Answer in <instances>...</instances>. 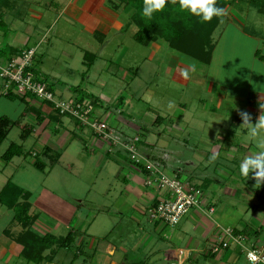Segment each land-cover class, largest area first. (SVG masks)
Instances as JSON below:
<instances>
[{
    "label": "rangeland",
    "instance_id": "obj_1",
    "mask_svg": "<svg viewBox=\"0 0 264 264\" xmlns=\"http://www.w3.org/2000/svg\"><path fill=\"white\" fill-rule=\"evenodd\" d=\"M36 3L37 2L33 3L32 0H0V17L3 19L0 24V50L1 52L4 51V53L0 55H3V57L0 58V65L6 66L11 60L10 57L14 50V48L10 46L12 42L13 44L15 43L14 45L16 48L20 47L22 49L21 51H23L30 46V37H33L32 41L35 36L37 39H41L52 25L53 28L50 32V38L53 40L50 45H47V43L43 44L34 64L36 65L40 78L52 85L51 87L57 89L54 91L57 94V98L63 99L64 101L77 99L79 93L73 92L72 89L78 86L80 89L87 87L102 99L103 108L101 107L99 111L105 112V118H109V122H117L118 126L114 127L112 124V127L115 129L118 127L117 133L119 135L125 133L128 135L126 137L134 138V136L138 134L140 135L138 136L140 139L157 144L162 134H164V132L167 133L166 136L169 135L167 145L162 140V143L160 142L158 146L159 148L169 149L175 154L174 156H176L177 160L175 162L171 161L169 165L172 168H177L182 165L181 167L186 169V174L184 175L186 177L187 171L192 173L194 180L191 178L192 176L187 177V180H189L190 182H188L193 186H201L199 181L203 178L212 179L211 188H209L207 192L210 197L209 199H215L216 204L218 203V206H216L218 207L217 210L219 211L221 205L224 208L223 210H229L231 208L233 209L232 213L234 216L229 217L227 221L235 223L237 220L239 223L238 219L241 217L242 220L240 224L237 225L238 227L239 225L242 227L245 223H248L254 226V230H262V236L259 241L263 245H258L264 246V223L262 224L263 228H260L261 226L257 223L258 220L256 218V215L264 217V186L256 189L255 179L242 176L239 168L242 159L253 156L260 151H264V148L261 147V145L264 144V135L254 138L250 136L249 133L243 134L242 131L245 128L241 127L242 123L240 126H237V124L234 123V117H232L235 112H237L235 115H240L241 112L246 111L252 116L253 123L257 121V116L253 115L248 110L254 103L250 102L245 97L248 90L264 91V63L261 62L263 60L256 56V53L253 54L255 43L252 44V41L246 42L247 39H243L244 37H242L244 34L239 31L235 32L233 27L228 26V22L225 20L223 25H219L213 35L216 47L213 52L211 64L205 65L196 61V69L189 73V85H185L180 82H175L172 79V74L169 75L168 71L172 59L174 62H178L182 58H186L183 57L186 55L173 50L167 42L162 40L164 47L155 60H152L149 58L151 54V45L146 47L128 36L122 38L124 44L129 45L127 57H125L121 66H113L110 72H107V60L112 59L108 58V56L114 54L112 55L113 60H117L115 57L119 54V50H115L114 48V50H110L109 55L105 57L102 55V58L99 57L100 53L98 51L94 57L89 55L90 57L88 56L85 60L80 55L77 48L70 43L75 37L81 36L80 31L82 30V25L76 23V25L69 24L68 26L65 21H61L54 25L55 16H49L46 21V23H48L47 25H40V34H38V32L35 31V29H38L35 28L38 21L30 10L37 12L43 10V8L40 4ZM132 3L133 2L128 0L129 6L125 7L126 14L129 15L128 22L126 16L122 19L127 23V29L131 27V24H129L130 16L134 13V5H132ZM242 7L245 8L236 10L239 13V15L236 13L239 24L236 22L235 24L238 26L241 24L243 29L241 31L245 34H253L258 37L262 36L264 33V16L260 15L256 9L250 8L247 5L245 6V4H243ZM132 24L138 30L136 24ZM63 31L64 33L62 34ZM15 34H17L16 38L18 40L13 41V36ZM27 34L29 37H27ZM55 36H58V38ZM23 37H27L25 44L20 42V39L24 41L22 40ZM110 39H112V37H110ZM259 48L261 49V56H264V43L261 42ZM14 56L16 55L12 57ZM95 57L97 58L95 60L96 62H93ZM225 59L227 60L224 63ZM187 60L192 59L188 58ZM229 61L232 63H228ZM83 62L85 64H83ZM92 63L95 64L91 66L89 70ZM223 64L225 65V69L222 68ZM180 68L182 69L183 66L180 65ZM130 73L132 75H137V73H139V76L130 81L128 80L132 79L129 77ZM83 78H85V80H82ZM60 81H62V83H60ZM211 82L222 84V86L226 88L222 90V94H226V99L222 98L218 110H210V107H215L213 106L214 104H212L215 97L214 93L209 91V88L212 86L210 85ZM1 83L2 80L0 78V84ZM99 84L103 85L105 89H101L98 86ZM59 85L65 87L64 90H59L57 88ZM147 89L151 92L150 95L153 103H151V99L148 100L145 94ZM121 92L124 97L133 99L132 104L129 102L130 105L123 108L121 106H114L121 96ZM21 97H24L27 103H24L21 99L9 101L6 97L0 95V117L9 116L12 120L14 119L19 122V124L12 128L3 144L0 145V155L5 153L12 143L24 146L23 149L25 151H38L40 149L39 143H44L46 139L54 140L56 137L52 132L51 126L47 130L48 134H43L41 139L37 134H34L33 137H29L25 141L21 139L22 125L19 119L24 112V107H28L35 100L42 103V101L34 95L28 97L27 95H21ZM180 104L184 107H181ZM179 108L186 111L183 118H180V112H177ZM32 112L37 114V110ZM53 112L55 113V111ZM33 113H26L25 121L22 120V122L28 123L29 121V123H31V118L34 117ZM55 115L58 114L55 113ZM158 117L161 118V120L159 119L158 121V123L162 122L161 124H156ZM128 121H133V123L142 121L146 124L149 131L142 129L137 131L127 124ZM174 126L182 127L183 130L181 133L175 130L172 131L171 127ZM83 127L86 128L87 130H85L89 133L91 132L90 128ZM56 140L57 139L54 141ZM54 141H52L53 144L55 143ZM243 142L249 144L253 142L254 146L251 147L250 151H247V148L244 150ZM232 143L236 145L235 151L229 153L227 151ZM213 144H216L217 147H221L222 152L220 155L212 152L213 149H210ZM81 145L82 144H80V146ZM53 147L55 148L56 145ZM74 153L73 151L71 154L74 155ZM100 153H103V151H100ZM121 154L124 155V160L127 163L133 162L129 153L125 150H123ZM226 154H228L231 159L225 157ZM54 155L55 154H53V156ZM73 155L69 158L65 157V161L66 159L75 161ZM213 156H215V159L212 158ZM85 158H89L90 160L91 156L87 155ZM95 158L97 160L96 156L91 159L93 163L95 162ZM110 159L109 157L106 159L104 164L107 169L101 168L102 173L96 180L100 168H96V166H94L95 163L91 164V168L84 170V173L81 174L76 172L73 174L72 172V175H70L69 171H66V167L64 168L61 163L56 166L49 176L47 173L50 171L51 162L48 158L40 156V160L48 165L45 173L36 169L32 164L34 159L29 157L18 171L14 169V166L7 168L4 174L0 171V184L4 183L8 175L15 173L16 176L13 179V184L19 188H25L30 192L32 191L33 196L37 197L42 188V183L49 178L48 181L50 184H48V187H51V189L59 194H63L65 198H68V196L72 194L70 191L75 192V194L82 191L81 199H84V202L87 203V207H89L88 211L92 216L95 213L101 212V210H99L101 207H96L98 203H100L101 206L107 204L114 213L116 204L118 203V201H116L118 197L112 194L111 196H106V187L109 188L110 185L108 182L101 183L103 180L102 178H106L104 176L109 170L108 164H111ZM112 162V165L115 166L116 162L113 160ZM4 165L5 163L0 158V170ZM171 171L167 172L170 176L173 175ZM230 175H232V177ZM64 178L68 179L66 185H64L62 180ZM84 180L90 183L87 189H93L92 186L94 184L92 183L94 182L95 184L99 182L98 185H103L104 187L97 185L88 195V190L83 191V189H81L84 184H87ZM67 185H69L68 188L71 189L70 191L64 190ZM111 189L117 191L116 185ZM116 195L118 196V194ZM73 197H76V195ZM69 200H73V198L70 196ZM90 201L96 202V204L90 203ZM114 204L115 206H112ZM252 205H256L259 208L257 214L255 210L251 208ZM112 207H115V209ZM2 209V213L0 214V232L2 229H5L4 227H6V229L9 227V229L13 230L14 226H16V221L14 222L15 224H12L13 212L8 211L5 207H2ZM247 210L249 211L247 212ZM101 213L103 216H108V213ZM98 215L102 217L101 214H97V216ZM146 219L148 220L149 218L146 217ZM83 220L88 221L87 216H84ZM100 223L101 222L96 225L95 229L98 227L102 228ZM131 223L130 228L135 227L134 223ZM235 224L227 228L232 227L234 229L236 226ZM61 234L66 237L69 232L62 229ZM256 238L255 235L251 236L249 242L254 243L252 241H256ZM74 248L75 247L70 250L71 255L69 254V257L71 258L75 255L76 250ZM63 253L66 254V252ZM216 262L217 260L213 258H209L207 262L205 259L200 258L198 263L193 264H220ZM246 262V258L243 256V258L236 263L226 260L221 263L247 264ZM56 263H63L62 257H58Z\"/></svg>",
    "mask_w": 264,
    "mask_h": 264
},
{
    "label": "crops",
    "instance_id": "obj_2",
    "mask_svg": "<svg viewBox=\"0 0 264 264\" xmlns=\"http://www.w3.org/2000/svg\"><path fill=\"white\" fill-rule=\"evenodd\" d=\"M32 1L33 3L37 2L36 4H40L43 8V10L37 12L30 10L32 15L37 18L38 24L35 28L38 29H35V31H37L38 34H40V25L48 24L46 21L49 16H55V20L53 22L54 25L60 23L61 21H65L66 25L68 26L69 24L76 25V23H80L82 25V30L80 31L81 36L75 37V39L70 41V43L77 48L80 55L85 60L89 55L94 57L98 51L100 53V58H102V55L105 57L110 54V50H114L115 48V50H119V54L117 57H115L117 58L115 61L113 60L112 56L114 54H110L108 56V58L112 59L107 60V72H110L111 67L121 66V63L124 62L125 57L128 55L127 51L129 45L124 44L122 38L130 36L131 39L135 40L134 35L137 32V29L130 21L129 24H131V27L134 28L129 27L127 29V23L122 20L124 16L127 17V22L129 20V15L126 14L125 9L126 4L123 0ZM236 10H241L238 2L225 10V15L222 16L220 26H222L226 20L228 22V26L233 27L235 32L239 31L243 33L244 36L242 37H244L243 39H247L246 42L252 41V44L255 43V50L253 52L254 54L257 50H261L259 46L261 42L264 43V33L262 36L258 37L253 34H245L242 32V25L240 24L239 27L235 24V22L239 24V20L236 16V13L238 15L239 13ZM52 28L53 26L51 25L41 39H37L35 36L32 41L33 37H30V46L35 47L37 51L35 59L38 57V52L43 44H51L53 40L50 38V32L52 31ZM63 33L64 31L62 34ZM16 35L17 34L14 36L12 35L13 41L18 40ZM27 37H29L28 34ZM27 37L22 38L24 41H21L20 39V42L25 44ZM55 37L58 38V36ZM110 37H112V39H110ZM14 44L12 42L10 46L14 49H17L20 53L22 49L20 47L16 48ZM163 47L164 43L162 40H157L155 43L151 44V54L149 58L155 60ZM183 57H186L187 59L191 58L189 56ZM186 58H182L178 62H174L172 59V63L169 64L170 69L168 74H172V79L175 82L189 85V73L196 69V60L193 58H191L192 60H187ZM96 59L97 58L95 57L93 62H96ZM226 60L227 59L224 60V63ZM261 62L264 63V60ZM228 63L232 62L229 61ZM83 64L85 63L83 62ZM94 64L95 63H92L91 66H94ZM180 65L183 66L182 69L180 68ZM91 66L89 70L91 69ZM224 66L225 65L223 64L222 68H224ZM129 75V77L132 79L128 80L131 81L133 78L139 76V73H137V75H132L130 73ZM82 80H85V78ZM60 83H62V81H60ZM210 85L212 86L209 88V91L214 93L215 96L212 103L215 107H210V110H218L222 98L226 99V94H222V90L226 88H224L222 84H216L213 82H211ZM98 86L101 89H105L103 85L99 84ZM57 88L59 90H64L65 87L59 85ZM53 90L56 91L57 89L54 88ZM81 90L82 91L79 92V95L80 93L88 94L90 99L96 101L97 114L102 120L108 123L111 134L115 139L119 140V142H123L127 138H131L126 137L128 135L125 133L119 135L117 133L118 127L117 129L114 128L118 126L117 122H109V118H105V112L103 113L99 111L101 107L103 108V103L102 99L98 97L94 91L87 87L82 88ZM146 91L148 92L145 93L148 100L151 99L150 101L153 103L150 90L147 89ZM245 97L247 100L254 103L255 106H250L248 110L253 115L257 116L256 120H258L262 113L259 104L260 102H264V91L248 90ZM8 100L12 101L10 99ZM132 100L133 99L129 97H124L121 92V96L116 101L114 106H121L123 108L129 106V102L132 104ZM180 106L182 107L183 105L180 104ZM32 107L34 110H37L38 114L41 113L40 119L37 118V114L32 112L34 111ZM51 110V107L48 105L35 100L28 107H24V112L21 114L19 120H21L20 124L22 126L28 124L34 127V131L30 137H33L34 134H37L40 139L42 138L43 134H48L47 130L52 126V132L56 135L54 140L57 139L58 142L57 140L54 141L46 139L44 143H39L40 149L38 151L24 150L26 153L25 156L16 157L11 163L5 164L0 170L1 173L4 174L6 169L10 166H14V169L18 171L29 157L34 159L32 163L34 165L36 158L35 155L41 156L46 148H49L51 149V153L44 157L49 159L50 155H59V159L54 163H52V161L49 159L51 162V168H49L50 171L47 173L49 176L56 166L61 163L64 168L66 167V171H69L70 175H72V172L73 174L76 172L82 174L84 173V170L91 168V164L93 163L91 159L96 156L97 160L95 158V164H93L96 166V168H100V171H98L96 176L97 180V178H99L102 173L101 168H106L104 163L109 157L111 158V164H108L109 170L105 176L103 175L106 178H102L103 180L101 183L108 182L110 185L109 188L106 187V196H111L112 194L118 197L116 200L118 201L116 204V210L113 213L111 207L109 208L107 204L101 206L100 203H98L96 207H101L99 210H101V212L108 213V216H103L101 212L95 213L96 215L93 214L92 216L88 211L89 207H87V203L84 202V199H81L82 191L75 194V192L70 191L71 189H69V185H67L64 190L70 191L72 193L70 196L73 198V200H69L70 196L65 198L63 194H59L55 190L51 189V187H48V184H50L48 181L49 178L42 183V188L37 197L33 196L32 191L30 192L25 188H22L31 194L29 201L31 203V208L29 214L35 217L34 224L30 228L31 231L42 236L50 234L55 236L57 239H64L67 237L62 236L63 234H61L62 229H64V231H68L69 234L73 235V243L69 248H62L58 250L51 248L43 251L42 256L44 259L38 261V263H36L37 259L31 262L28 261L22 255L23 246L17 241L23 229L20 224L17 222L16 224L14 223L15 211L0 204V214L2 213L1 210H3L2 207L7 208L8 211H12V224L16 225L14 226L13 230L9 229V227L7 229L4 227L5 229H2L0 232V264H193L198 263L200 258L205 259L206 262L209 258H213L216 259L220 264H224L221 262L226 260L236 263L239 262L241 258H243L244 254L242 252L241 246L236 243L231 244L229 248L222 251L221 253H212V248L218 244L219 237L224 234L223 230L227 229V227L231 226L232 224H235L237 220L235 223L227 221L229 217L234 216L232 213L233 209L230 208L229 210H223L224 208L221 205L219 211L217 210L218 207L216 206H218V203L216 204L215 199L210 200L207 192V190L211 188V185L206 190V195L203 199L202 205L191 210L177 226L170 227L164 222L153 221L149 218L148 210L156 202V199L160 195V191L156 188V186L149 187L146 185L148 174L143 173L132 163H127L124 160V155L121 154L123 153L124 149L121 147L120 143L117 145L113 144L112 142H104L98 136L86 131L87 129L75 120L63 117L58 118ZM30 112L34 115V117L31 118V123H29V121L28 123H23L22 120L25 121L26 113ZM177 112H180L179 116H181L180 118H183L186 111L179 108ZM235 113L232 116L234 117V123H236L237 126H240L243 121L241 116L238 114L235 115ZM7 117L12 120L11 117ZM13 121L17 120L13 119ZM161 123L157 122L156 124ZM112 124L114 127H112ZM127 124L137 131L141 129L149 131L148 127H146V124L142 121H138V123L128 121ZM171 128L172 131L175 130L178 133H181L183 130V128L180 126H174ZM242 133L248 134V131L244 129ZM166 134L167 133L165 132L162 134V137L161 139L159 138L157 144L149 143L148 141L141 139L140 145L138 146V152L141 156L159 163L162 166L163 172L167 173L168 171L172 170V176H177L178 178L189 183L190 181L187 180V177L192 176L193 174L187 171V177L184 176L186 174V169L181 167L182 165L180 163L178 164L181 166L172 168L169 163L171 161L175 162L177 160L176 156H174L175 154H173V152L169 149L159 148L158 146L160 142L162 143V140L167 145L169 135L166 136ZM136 136L138 137L140 135L137 134L134 137ZM52 141L55 143L53 144ZM80 144L82 145L80 146ZM243 144V148H245L244 150L247 148V151H250L251 147L254 146L253 142L252 144L243 142ZM54 145H56L55 148L53 147ZM235 146L236 145L232 143L227 152L231 153L232 151H235ZM210 149H213L212 152L217 153L218 155H220L222 152L221 147H217L216 144H213ZM73 151L75 152L74 155L71 154ZM100 151H103L104 154L100 153ZM3 154L0 155V158ZM72 155L74 156L75 161L71 159H66L65 161V157L69 158ZM85 155L91 156V159H86ZM225 157L231 159L228 154H226ZM112 160L116 162L115 166L112 165ZM47 167L48 165L46 164V168ZM15 176L16 174L13 173L8 175L7 179L5 178L4 183L0 184V192L9 182L14 183L13 179ZM230 176L232 177V175ZM250 177L251 173L249 174L248 178ZM191 178L193 179L194 177L192 176ZM62 180L64 185H66L68 179L64 178ZM206 180L213 181L209 178H203L199 182L202 185ZM84 182L86 181L84 180ZM98 183H92L94 184L92 186L93 189H87L89 188L90 183L84 184L85 186L83 185L81 189H83V191L88 190L87 192L89 195L91 190H94V188L97 187ZM115 185L117 191L111 189ZM98 186L104 187L103 185ZM116 194H118V196ZM74 195H76V197H73ZM23 199L24 198H21L19 202H24ZM90 203L96 204V202L93 201H90ZM112 206H115V204ZM210 207H214L215 211L213 213L209 212ZM112 208L115 209V207ZM251 208L255 210L256 214L258 213L259 208L256 205H252ZM248 211L249 210H247V212ZM97 214H101L102 217H100V215L97 216ZM84 216H87L88 221L83 220ZM146 217L149 219L147 220ZM256 218L258 220V222H256L261 226L260 228H263L262 224L264 223V217H259L256 215ZM238 220L239 223L237 222L235 224L236 226L234 229L230 227L231 229L235 231H241L244 229L254 230V226L248 223H245V225L242 227L240 225L238 227L237 225L240 224L242 218L240 217ZM99 222H101L100 225H102V228L98 227L95 229ZM131 222L134 223L135 227L130 228V225L132 224ZM260 231L261 233L256 236V241H252L257 245H263L259 241L260 237L262 236V230ZM73 247H75L74 249L76 251L74 257L72 256L73 258H71L69 257L71 255L70 250ZM63 252H66V254ZM38 254L40 255V253L37 252V258L39 256ZM58 257H62L63 263H56V259ZM246 263L248 264V262Z\"/></svg>",
    "mask_w": 264,
    "mask_h": 264
},
{
    "label": "trees",
    "instance_id": "obj_3",
    "mask_svg": "<svg viewBox=\"0 0 264 264\" xmlns=\"http://www.w3.org/2000/svg\"><path fill=\"white\" fill-rule=\"evenodd\" d=\"M123 1L124 3L126 2L125 7H128V0ZM129 1L133 2L132 5H134V13L130 16V22L136 24L138 27V30L134 35V39L137 43L148 46L157 40H163L167 42L173 50L189 56L201 64H211L213 52L216 47L213 35L221 24L222 16L214 17L211 22H201L198 17L180 11L179 0H169V3L163 11L156 12L151 18H147L143 15L144 0ZM237 2L241 8L244 9L245 7H242V5L245 4V6L247 5L250 8L252 7L256 9L260 15L264 16V0H216L217 6L225 10L228 7H232ZM2 20V17H0V24L2 23ZM1 53H4V51L1 52L0 50V55ZM18 53L19 51L14 49L10 59L12 60ZM13 55L16 56L12 57ZM256 56L261 60H264V56H261L260 50L256 51ZM2 57L3 55L0 56V58ZM33 70L39 75L36 65ZM51 89H53V87H51ZM72 90L73 92L78 93L82 91L79 86ZM88 96V94L80 93L79 99L84 100L89 98ZM5 97L12 101L21 99V101L27 103L24 97L16 94L11 93ZM94 103L96 105V101H94ZM43 104H46V102ZM46 105L52 107L49 103ZM40 115L41 113L38 114L37 112L38 119H40ZM56 117L59 118L61 116L58 114ZM159 119L161 120V118L158 117L157 122ZM17 124H19L18 121H13L6 116L0 118V145L3 144L12 128ZM33 131L34 127L32 125L26 124L22 126L21 139L23 141L27 140L32 135ZM49 153H51V149L46 148L41 156H48ZM25 154L22 145L12 143L1 158L5 164H9L14 158L25 156ZM35 157L34 167L44 172L46 164L40 160V156L35 155ZM49 159L52 163L53 161L56 162L59 159V155H50ZM132 164L143 173L148 174L144 166L137 165L135 162H132ZM211 182V180H206L201 185L202 189L206 191L210 187ZM30 197L31 194L29 192L17 187L12 182H9L0 192V204L13 209L15 211V221L22 226L23 231L17 239V241L23 246L22 255L30 262L37 259L36 263H38V261L44 259L42 252L47 249L52 248L58 250L69 248L73 243V235L69 234L64 239H57L50 234L42 236L33 233L30 228L34 224L35 217L29 214L31 208V203L29 202ZM21 198H24V202L22 203L19 202ZM235 232L241 233L245 237V241L248 242L251 236H257L261 233L260 230L247 229ZM254 244L257 245L256 243ZM37 252L40 253V255L38 254V258L36 257Z\"/></svg>",
    "mask_w": 264,
    "mask_h": 264
},
{
    "label": "built area",
    "instance_id": "obj_4",
    "mask_svg": "<svg viewBox=\"0 0 264 264\" xmlns=\"http://www.w3.org/2000/svg\"><path fill=\"white\" fill-rule=\"evenodd\" d=\"M36 52L35 47L28 46L27 49L10 60L6 66L0 65L2 80L0 95L4 97L11 93L19 96L34 95L42 103L51 104L52 110L61 117L73 119L82 126L90 128L92 134L98 136L102 141L117 145L120 143L121 147L129 153L132 161L137 165L144 166L147 170L146 185L156 186L160 191L155 204L148 210L151 220L175 227L191 210L202 205L206 191L201 186H193L177 176H170L163 172L159 163L141 156L138 152L141 142L139 137L127 138L123 142L115 139L108 123L96 113L97 108L92 99L80 100L77 98L78 100L64 101L57 98V94L51 89L50 84L42 80L33 70ZM214 211V207L209 208L210 213ZM223 231L224 234L219 237L218 244L212 248V253H221L231 244L236 243L241 246L248 264H264V246L245 241V237L241 233H237L231 228Z\"/></svg>",
    "mask_w": 264,
    "mask_h": 264
},
{
    "label": "clouds",
    "instance_id": "obj_5",
    "mask_svg": "<svg viewBox=\"0 0 264 264\" xmlns=\"http://www.w3.org/2000/svg\"><path fill=\"white\" fill-rule=\"evenodd\" d=\"M168 3L169 0H144L143 15L151 18L154 13L163 11ZM179 9L198 17L201 22H211L214 17L225 15V9L218 7L216 0H179ZM259 107L262 113L255 123L252 122V116L248 112L240 113L243 121L241 127L245 128L254 138L264 135V102H260ZM261 147L264 148V144ZM212 158L215 159V156ZM239 168L244 177H249L251 173V177L256 181V189L264 186V151L242 159Z\"/></svg>",
    "mask_w": 264,
    "mask_h": 264
}]
</instances>
